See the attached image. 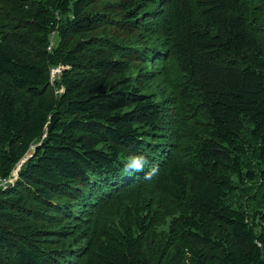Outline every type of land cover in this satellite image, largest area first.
<instances>
[{
  "label": "trees",
  "instance_id": "1",
  "mask_svg": "<svg viewBox=\"0 0 264 264\" xmlns=\"http://www.w3.org/2000/svg\"><path fill=\"white\" fill-rule=\"evenodd\" d=\"M24 160L0 264H264V0H0V181Z\"/></svg>",
  "mask_w": 264,
  "mask_h": 264
},
{
  "label": "clouds",
  "instance_id": "2",
  "mask_svg": "<svg viewBox=\"0 0 264 264\" xmlns=\"http://www.w3.org/2000/svg\"><path fill=\"white\" fill-rule=\"evenodd\" d=\"M148 163L147 159L143 155H134L128 157L123 171L129 172V171H136L141 172L144 169V166ZM154 171V169H153ZM151 173H146L145 178H149Z\"/></svg>",
  "mask_w": 264,
  "mask_h": 264
},
{
  "label": "built area",
  "instance_id": "3",
  "mask_svg": "<svg viewBox=\"0 0 264 264\" xmlns=\"http://www.w3.org/2000/svg\"><path fill=\"white\" fill-rule=\"evenodd\" d=\"M52 46H53V42L51 43V45L49 46V50L52 49ZM63 68L62 67H58V68H54L51 70V79L54 80L57 76H59L62 72ZM15 173V172H14ZM13 173V176L9 179H4V180H1L0 181V186L2 187H5L7 186L8 184L10 183H13L14 182V178H16L17 176V173L16 175H14Z\"/></svg>",
  "mask_w": 264,
  "mask_h": 264
},
{
  "label": "water",
  "instance_id": "4",
  "mask_svg": "<svg viewBox=\"0 0 264 264\" xmlns=\"http://www.w3.org/2000/svg\"><path fill=\"white\" fill-rule=\"evenodd\" d=\"M26 160H27V159H26ZM26 160H24V161H22V162L20 163V165L18 166V168H17V170H16V173L19 172L20 167L26 162Z\"/></svg>",
  "mask_w": 264,
  "mask_h": 264
},
{
  "label": "rangeland",
  "instance_id": "5",
  "mask_svg": "<svg viewBox=\"0 0 264 264\" xmlns=\"http://www.w3.org/2000/svg\"><path fill=\"white\" fill-rule=\"evenodd\" d=\"M14 175H16V171H15Z\"/></svg>",
  "mask_w": 264,
  "mask_h": 264
}]
</instances>
